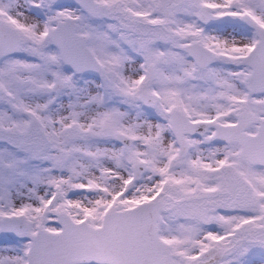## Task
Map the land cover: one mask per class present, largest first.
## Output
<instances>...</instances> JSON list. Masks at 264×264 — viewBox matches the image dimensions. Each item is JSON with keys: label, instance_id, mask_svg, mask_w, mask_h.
Instances as JSON below:
<instances>
[{"label": "snow or ice", "instance_id": "6c2138e0", "mask_svg": "<svg viewBox=\"0 0 264 264\" xmlns=\"http://www.w3.org/2000/svg\"><path fill=\"white\" fill-rule=\"evenodd\" d=\"M0 264H264V0H0Z\"/></svg>", "mask_w": 264, "mask_h": 264}]
</instances>
